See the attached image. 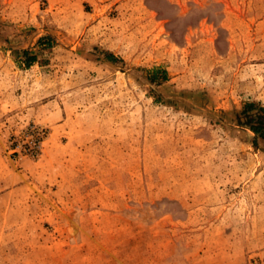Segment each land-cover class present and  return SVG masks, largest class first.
I'll list each match as a JSON object with an SVG mask.
<instances>
[{"label": "rangeland", "instance_id": "1", "mask_svg": "<svg viewBox=\"0 0 264 264\" xmlns=\"http://www.w3.org/2000/svg\"><path fill=\"white\" fill-rule=\"evenodd\" d=\"M258 119L264 0H0V264H264Z\"/></svg>", "mask_w": 264, "mask_h": 264}, {"label": "trees", "instance_id": "2", "mask_svg": "<svg viewBox=\"0 0 264 264\" xmlns=\"http://www.w3.org/2000/svg\"><path fill=\"white\" fill-rule=\"evenodd\" d=\"M35 59V56H30L27 58V61H33ZM157 70L158 69H155V71L153 72L154 73V77L155 75L157 74ZM160 76H161V79H165L166 78V74H165V71H160ZM157 76V75H156ZM251 107V105H248ZM258 121V125L257 126H250L251 130L254 132V134L264 138V126H262V123H264V121L262 120H257Z\"/></svg>", "mask_w": 264, "mask_h": 264}]
</instances>
